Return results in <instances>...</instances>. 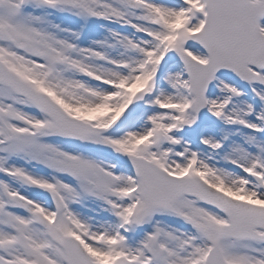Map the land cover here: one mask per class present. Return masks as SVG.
Wrapping results in <instances>:
<instances>
[{
    "label": "snow or ice",
    "instance_id": "snow-or-ice-1",
    "mask_svg": "<svg viewBox=\"0 0 264 264\" xmlns=\"http://www.w3.org/2000/svg\"><path fill=\"white\" fill-rule=\"evenodd\" d=\"M0 264H264V0H0Z\"/></svg>",
    "mask_w": 264,
    "mask_h": 264
}]
</instances>
